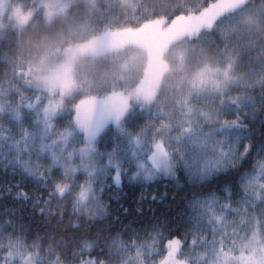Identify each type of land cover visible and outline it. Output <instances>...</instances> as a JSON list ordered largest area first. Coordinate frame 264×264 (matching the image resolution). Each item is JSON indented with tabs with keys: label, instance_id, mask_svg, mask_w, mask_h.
<instances>
[{
	"label": "snow or ice",
	"instance_id": "snow-or-ice-1",
	"mask_svg": "<svg viewBox=\"0 0 264 264\" xmlns=\"http://www.w3.org/2000/svg\"><path fill=\"white\" fill-rule=\"evenodd\" d=\"M27 101L0 102V171L23 178L0 189V215L5 217L0 219V264H199L196 246L213 240L215 219L221 218L217 213L254 210L257 200L264 206V135L249 160L256 135L251 124L258 108L259 115L264 113V93L230 99L224 113L231 112L233 119L202 114L176 125L124 100L79 102L69 109L51 96L34 94ZM65 113L67 124L57 128L54 121ZM179 165L194 166L199 177L223 183L198 198L203 226L185 232L183 239H168L162 254L154 246L155 236L169 228L156 220H141L135 228L125 224L121 215L127 218L128 210L120 200L125 187L178 179ZM233 172L239 173L235 180L229 178ZM157 199L155 192L139 196L141 204ZM37 217L50 218L43 227L52 231L43 236L34 231ZM94 252L96 259L84 258Z\"/></svg>",
	"mask_w": 264,
	"mask_h": 264
},
{
	"label": "trees",
	"instance_id": "trees-1",
	"mask_svg": "<svg viewBox=\"0 0 264 264\" xmlns=\"http://www.w3.org/2000/svg\"><path fill=\"white\" fill-rule=\"evenodd\" d=\"M14 1L30 2L31 0ZM241 16L251 23L247 29L244 26V36L246 38L247 35L249 36L250 45L248 47L237 44L233 48L231 39L235 35L227 34L226 39L220 32L219 25L228 18L237 20ZM183 25H191L195 29L193 36L188 37L185 44L187 54L185 64L190 69H194L196 64H200L201 67L207 65V60H212L218 52L225 53L224 57L230 60L229 65L239 78L249 73L254 74V80L252 78L248 86L241 85L239 82L236 85L229 84L230 86L226 87V97L232 91L235 95L243 97L259 96L264 93V0H130L128 2L124 0H74L63 16H58L49 22L42 14H36L25 28H9L3 33L0 38V84L11 81L20 82L21 73L27 66L47 52L87 42L95 36L107 33L141 35L144 38L142 48L149 51L152 46L156 45L154 43L160 40V35H163L162 39L171 38L170 41L172 40L171 34L174 38L177 33H174L175 27L181 28ZM157 47L160 48L158 45ZM162 53L163 51L159 52L161 55ZM112 54H107V56ZM201 60L203 63L200 62ZM218 64L224 67L228 65L223 61L220 63V60ZM112 69L110 58L103 55L85 58L84 63L79 62L76 68L78 90L66 102V109L79 102L84 95L94 94L95 85L110 83L115 79V77L110 78ZM257 111L256 121L251 124L256 135L252 137L253 152L249 160L255 154L259 137L264 135V131L260 129V119L264 117V113L259 115V108ZM64 115L65 118L58 122L61 126L69 119L66 113ZM226 115L228 119L234 118L231 112H227ZM241 119L244 117L242 116ZM245 123L249 121L245 119ZM243 143L241 141L240 147H243ZM178 167V179L161 178L157 183L145 188L125 187L123 198L120 200V203L128 210L127 218L121 215L125 224H132L135 228L141 220H156L169 228L162 235L155 236L154 246L161 250L162 254L168 239L175 236L183 239L185 232L195 230L198 225L203 226V221L198 219L196 207L198 198L206 188L223 183L222 179H215L212 176L205 179L193 178L182 165ZM247 167L246 161L245 168ZM237 176L239 173L233 172L230 173L229 178L235 180ZM14 181H23V178L0 171V189ZM24 183L28 182L24 181ZM141 192L145 196H150L155 192L158 199L156 202L146 200L141 204L139 202ZM164 193L166 195L161 197ZM161 199L162 202H160ZM236 206L233 202V207ZM149 207L151 211L148 210ZM113 208L120 213L123 211L115 204ZM139 209L143 210V214L138 211ZM4 218L0 215V219ZM49 220L48 217L43 219L37 217L34 231L39 229L38 234L41 236L51 232V228L43 227ZM65 220L67 221V217ZM50 222L53 227H60L56 225L55 220ZM114 234L111 233V235ZM149 243L152 242L149 241ZM208 245L209 243L197 244L196 254L202 253ZM84 258L96 259L97 253H92L90 257L85 253ZM155 259H160V256Z\"/></svg>",
	"mask_w": 264,
	"mask_h": 264
},
{
	"label": "rangeland",
	"instance_id": "rangeland-1",
	"mask_svg": "<svg viewBox=\"0 0 264 264\" xmlns=\"http://www.w3.org/2000/svg\"><path fill=\"white\" fill-rule=\"evenodd\" d=\"M73 1L0 0V38L9 28H25L36 14H42L49 22L65 15ZM219 26L226 39L227 34L235 35L231 39L233 48L237 44L249 47L250 38L248 35L247 38L244 36V26L247 29L251 23L243 16L237 20L228 18ZM189 27V25L175 27L174 33H177L174 38L172 34L168 35L172 37L170 41L171 38L162 39L163 35H160V40L154 43L156 44L154 47L163 53L160 54V60L155 66L148 49L142 48L144 38L137 34L107 33L95 36L87 42L52 50L29 64L21 73L20 82L0 84V102L12 98L19 100L22 97L27 103L28 97L38 94L62 100L66 109V102L78 90L76 78L78 63H84L85 58L103 55L110 58L113 66L110 78L115 79L110 83L95 85L94 94L84 95L79 102L92 104L103 99L124 100L130 106L142 105L150 109L159 119L166 120L172 125L184 120H196L202 114L210 117L223 114L228 101L239 96L232 91L226 97V87H229V84L236 85L238 82L248 86L252 78L254 80V74L249 73L239 78L229 65L230 60L224 57L225 53L220 52L212 57V60H207V65L201 67L200 64H196L194 69H190L185 64L187 55L185 44L190 34L187 32ZM219 60L220 63L223 61L228 65L225 67L219 65ZM200 62L203 63L202 60ZM58 122L59 120L54 121L56 127L62 128L68 120L62 126ZM185 169L193 178L205 179L198 176L194 166ZM255 180L257 183L260 182L258 175ZM255 191L258 193L259 189L256 188ZM262 207L264 206L257 200L254 210L249 208L244 211L242 208L235 217L222 213H217L221 218L211 217L215 219V235L207 249L197 254L199 264H264ZM224 216H227V219H224ZM156 250L161 253L158 248ZM157 257L159 256L154 259Z\"/></svg>",
	"mask_w": 264,
	"mask_h": 264
},
{
	"label": "flooded vegetation",
	"instance_id": "flooded-vegetation-1",
	"mask_svg": "<svg viewBox=\"0 0 264 264\" xmlns=\"http://www.w3.org/2000/svg\"><path fill=\"white\" fill-rule=\"evenodd\" d=\"M189 29L187 30L188 33H190L188 36L192 37V35L195 33V29L189 25ZM156 47V45H154ZM154 46H152L151 50H152V56H153V60H154V66L158 64V61L160 60V54L157 48H155Z\"/></svg>",
	"mask_w": 264,
	"mask_h": 264
}]
</instances>
